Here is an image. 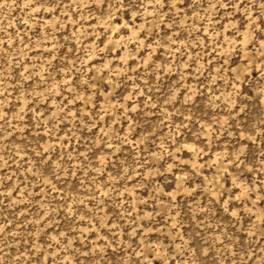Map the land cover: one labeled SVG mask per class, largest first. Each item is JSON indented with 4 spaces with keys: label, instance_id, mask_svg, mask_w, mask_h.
<instances>
[{
    "label": "rangeland",
    "instance_id": "374dc122",
    "mask_svg": "<svg viewBox=\"0 0 264 264\" xmlns=\"http://www.w3.org/2000/svg\"><path fill=\"white\" fill-rule=\"evenodd\" d=\"M0 264H264V0H0Z\"/></svg>",
    "mask_w": 264,
    "mask_h": 264
}]
</instances>
